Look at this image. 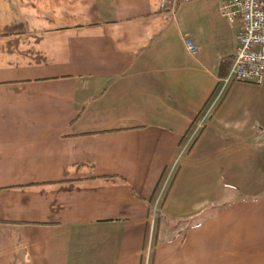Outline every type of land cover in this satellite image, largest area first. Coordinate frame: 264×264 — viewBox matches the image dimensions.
I'll list each match as a JSON object with an SVG mask.
<instances>
[{
  "label": "crops",
  "instance_id": "1",
  "mask_svg": "<svg viewBox=\"0 0 264 264\" xmlns=\"http://www.w3.org/2000/svg\"><path fill=\"white\" fill-rule=\"evenodd\" d=\"M159 1L0 0V264H264V195L223 201L264 163L241 23Z\"/></svg>",
  "mask_w": 264,
  "mask_h": 264
},
{
  "label": "built area",
  "instance_id": "2",
  "mask_svg": "<svg viewBox=\"0 0 264 264\" xmlns=\"http://www.w3.org/2000/svg\"><path fill=\"white\" fill-rule=\"evenodd\" d=\"M177 1L160 0L159 8L171 10ZM220 13L230 24L241 23L233 64L225 83L261 86L264 83V0H228L221 5ZM185 46L190 55L197 53L192 41L187 40Z\"/></svg>",
  "mask_w": 264,
  "mask_h": 264
},
{
  "label": "rangeland",
  "instance_id": "3",
  "mask_svg": "<svg viewBox=\"0 0 264 264\" xmlns=\"http://www.w3.org/2000/svg\"><path fill=\"white\" fill-rule=\"evenodd\" d=\"M181 156L182 154L179 157L181 158ZM231 157L233 156L227 158L228 163H223L222 165L225 168L224 170H227L229 174V189L227 197L224 196L223 201L229 200L232 202L235 198L241 197L243 192L240 190L251 192L253 193L252 195H256L257 197L264 195V163H244V175H242V163H235V160H232ZM185 162L186 156L180 163ZM175 163H178V161Z\"/></svg>",
  "mask_w": 264,
  "mask_h": 264
}]
</instances>
